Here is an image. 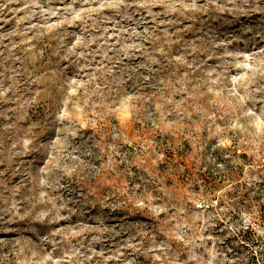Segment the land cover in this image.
Masks as SVG:
<instances>
[{"label": "rangeland", "instance_id": "1", "mask_svg": "<svg viewBox=\"0 0 264 264\" xmlns=\"http://www.w3.org/2000/svg\"><path fill=\"white\" fill-rule=\"evenodd\" d=\"M0 264H264V0H0Z\"/></svg>", "mask_w": 264, "mask_h": 264}]
</instances>
